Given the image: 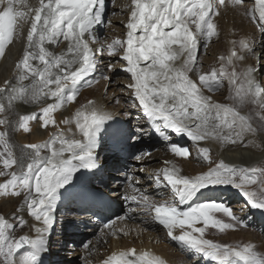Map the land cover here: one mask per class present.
I'll list each match as a JSON object with an SVG mask.
<instances>
[{"label": "snow or ice", "instance_id": "6c2138e0", "mask_svg": "<svg viewBox=\"0 0 264 264\" xmlns=\"http://www.w3.org/2000/svg\"><path fill=\"white\" fill-rule=\"evenodd\" d=\"M228 2L240 6L244 0ZM224 3L225 0H131L126 38L114 39L106 46L109 56H116L122 49L120 59L126 62L122 70L130 74L131 80L127 87L155 132L166 142L170 141V134H175L186 136L194 146L206 140L237 144L243 143L246 135L255 137L264 132V84L256 77L260 69L248 66L237 71L235 64L244 60V52L254 51L247 41L239 42V51L234 47L229 56L220 57L219 69L204 73L197 70L199 42L207 43L217 35L212 17L218 15V6ZM104 7V0H35L34 3L0 0V58L14 41L24 40L12 78L0 85V177H8L0 183V197L23 195L28 215L43 225L35 229V238L21 235L13 239L10 231L15 226L0 215L3 264H40V257L47 251V236L57 202L64 192L75 187L77 174L101 167L95 150L100 134L107 131L108 122L114 118L91 100L70 119L60 121L65 125L75 124L76 132L71 138L57 130L43 144L18 146L12 140V133H30L32 121L40 122L42 128L55 125L53 112L75 101L80 86H91L94 82L87 78L97 71V53L105 51V45L95 34L97 26L103 23ZM247 14L253 19L258 14L257 22L264 32V0H255ZM91 44L99 47L94 50ZM49 45L65 47L56 52ZM225 61L232 66L230 72ZM108 70H113L111 64ZM193 72L198 80L189 76ZM102 78L111 79L108 75ZM224 79L229 84L232 104L217 103L205 95V90L218 91ZM48 100L53 102L46 103ZM18 102L40 105V111L18 114L15 111ZM247 105L252 106L251 110L242 114L240 109ZM252 143L250 140L249 144ZM168 147L178 157L190 156L186 147L170 142ZM209 151L207 147H198V156L210 162ZM146 156L150 153L140 152L134 158L140 161ZM170 163L165 161L166 167L155 175L157 186L170 190L168 200L156 203L134 187L131 176L127 177L131 192H126L124 199L136 202L167 230L171 240L216 264H264V254L255 251L253 244L229 246L204 238L208 226L220 231L247 226L230 206L209 195L217 189L228 186L239 189L251 209L264 213V188L256 191L247 187L264 185V168H237L220 161L206 172L185 176L174 165L167 166ZM214 212H222L234 223L215 219L211 215ZM24 223L21 219L20 225ZM198 223L204 227H195ZM185 225L191 231L185 230ZM174 228H181V233L174 234ZM112 234L116 232L113 230ZM84 247L89 248V244ZM134 254L132 249L113 254L103 264H163L149 252L128 258Z\"/></svg>", "mask_w": 264, "mask_h": 264}, {"label": "bare ground", "instance_id": "6f19581e", "mask_svg": "<svg viewBox=\"0 0 264 264\" xmlns=\"http://www.w3.org/2000/svg\"><path fill=\"white\" fill-rule=\"evenodd\" d=\"M32 2L34 3L35 0H32ZM130 2L131 0H123V2L120 1L118 3L119 8H116V10H119L120 12L118 13L117 11V15L115 17H112V19H111V16L109 17V22L112 21L113 23H119L121 25L119 28H116L115 26L113 27V25L111 26L110 24L108 25L109 29H112L114 33L106 40L107 41L106 44L103 43L105 45L106 50H107V47H106L107 44L111 43L114 39L124 40L126 31H127V29L125 28V25L128 21V15L130 11V7H129ZM254 5H255V0H244V3L240 6H233L228 2V0H225V3L223 6H218V15H215L212 17L213 23L216 25L217 35H214L211 38V40L207 43L204 40H201L199 42L198 54H197V60H196L198 72L200 73L209 72L211 68L219 69L222 63L220 57L229 56L230 51L234 47L237 51H239V42L241 40H245L250 44V46L254 49V51L252 53L244 52L243 53V55L245 56L244 60L235 62L237 71L245 69L248 66L258 68L260 70L256 73V77L261 84H264V76L262 77V75L264 74V32L261 31V25L257 22L258 14H257L256 19H253L250 15L247 14L248 10L252 9ZM104 8H106V6ZM122 13H124V15H122ZM26 32H27V25L25 26V30H24L25 36H26ZM96 33L97 31L95 29V34ZM98 39L102 43L101 41L102 38L98 37ZM233 42H235V44ZM23 44H24L23 39L14 41L6 49L5 56L3 58H0V85L3 84V81L5 79L12 78L14 65H15L16 60L19 58V55L22 53ZM92 45L96 46L97 48L99 47V44H91L90 46ZM205 46H207L208 48ZM48 47L56 52H59L62 47H65V45H61V48H53V46L51 45H49ZM205 48H207V50H205ZM119 55L120 56L122 55V49L120 50ZM109 57L110 56H108V54L107 55L105 53L101 54V59L103 60V63H105L104 62L105 59ZM257 57H259V59H257ZM180 62L182 61H178V63ZM199 63H203V66H198ZM125 64L126 62L121 60L119 67L123 68ZM225 64H226V67L232 68L231 65H227L226 61H225ZM260 72L261 73L263 72V74H261ZM258 73H260L259 77L257 76ZM189 74L193 80H198L197 74L195 72H193L192 74L191 73ZM124 82L127 84L131 82L130 74L126 72H124ZM92 94L94 95V92H92ZM205 95L211 96L212 100L217 103H221V104H231L232 103V100L229 99L230 91H229V84H228L227 79L223 80L222 87L218 91L207 92V90H205ZM97 101H95V104L97 106L101 108H107V109L110 108L109 106H106V104L104 106L103 103L102 105L101 104L98 105ZM52 102H53L52 100L46 101V103H52ZM135 103L137 104L136 101ZM69 107H70V104L68 103L62 106L60 109L53 112L52 115H53L54 120L56 121L55 125L50 124L47 127L42 128L40 126V122L32 121L30 122V128H31L30 133L26 134V133H23L22 131L12 133L13 142L18 146H22L24 144H30V143L43 144L49 140L50 134L55 133L57 130L63 131L66 136L71 138L72 134L76 132L75 124L72 123V124L65 125V124L60 123V121L64 120L65 118L70 119L74 115V114H71V111H70L71 108L69 109ZM251 108H252L251 105L244 106L241 113L247 114L249 113ZM15 111L18 114H30L32 112H39L40 105L23 104V103L18 102L15 105ZM139 111H140L141 123H138V124H135L133 121H131L132 118L134 117L130 113H125L124 115L126 119L129 120V128L127 130V133L129 135H132L131 145H130L132 149L133 148L135 149V147H137L135 142L141 139L140 137L141 132H145V131L147 132V134L145 133L147 140H151V141L155 140L154 136L148 130L149 125L146 124L144 113L140 109ZM111 114L119 115L120 113L113 111V113ZM145 126H147V130L142 129V127H145ZM69 129H71V132H69ZM137 129H140L141 131H137ZM176 138L177 137L175 136V134L170 135V142H174ZM182 140L183 142L180 145L182 147H184V145L188 143V147L193 148L195 150H198V147L209 148L213 152V154L211 155L210 161H212V163L215 165L219 161H223L225 164L230 165V166L233 165L237 168H245V167H256L258 164L264 162V132H260L255 137L251 135H246L243 143H237V144H231V143L222 144L215 140H206V141H200L198 142L197 146H194L193 142L190 141L186 136H182ZM250 140L254 141V143L249 144ZM106 150H109L108 153L105 154L103 152L101 155V158L103 159V162L105 163L104 170L100 174H97L96 177L90 182L91 187L99 188L98 187L99 185L104 184L105 181L110 179V173H112L111 171L119 167V170L113 174V177L123 179L124 183L123 184L117 183V184L112 185V187H114L112 192L116 195V199L112 195L111 197L115 200L119 199L120 202L126 201V203L123 204V206L126 205L127 203H132V201L124 199L126 192H131V189L128 188V180H127V177L131 175H132L131 177H132V183L134 187L140 189V191L144 192L147 195H149V193H153L154 197H158V198L162 197V194H163L162 192L166 188H164L163 186H157V184L155 183V175L161 169L166 167L165 161L171 162L170 165H167V166H172L173 163L177 164L175 162L176 160H174L175 154L169 150L168 145H159L157 148H154L153 146L146 147V148L144 147L143 151L141 152H149L150 156H146L144 159L140 161H137L135 158H133V159H128L125 162L123 161L119 162L116 160V157L114 156L115 155L114 150H112L111 148L105 149V151ZM42 154L47 155L48 153L42 152ZM190 156H195V155H190ZM106 158H108V160H106ZM138 164H141L144 167L139 168L137 167ZM126 167H129V169H127ZM0 168H2V165H0ZM124 168H126V170H123ZM178 169L180 170L181 175L190 176V175H186V173L182 171V169L180 168ZM193 176H195V174H193ZM135 177H140L138 184L134 183ZM6 179H8V177H0V183H3ZM149 190L150 192H148ZM220 191L223 192V195L221 196V198H219V200H221L226 205L231 206L232 208L241 210L243 213H241V211L239 213L246 215L247 221L251 222L253 226H255V228L257 227L258 229H262V230L264 229V213H261L259 210H256V209H251L250 206L247 205L246 200L242 196L239 189L231 187V186L217 189L216 191H213L215 192L213 197L217 198L218 195L220 194ZM167 193H170V191H168ZM168 196L170 197V194ZM232 203H235V205L234 204L232 205ZM89 204L84 205L82 202H78L77 204L69 203L68 207H70L71 205L73 210H76L74 211L76 213V217L73 218L74 227L76 226L75 224L77 223L79 225L78 227H81V229H83L84 227H87L88 225L90 229L87 228L88 229L87 231H89L90 233H97L98 235L97 237H100L99 243L98 241L96 242L97 239L95 237L93 241H91L92 243L86 242L87 244H89V248H87L84 254L81 256L86 258L88 261L92 260V262H90L92 264H103V261L107 259L111 253L109 254L108 252L107 254L105 250H101V247H103L104 245V240L107 239L108 236L112 235L113 230L116 232L117 225L119 224L120 220H117L116 219L117 217L116 218L110 217L111 219L109 220V222L105 224V225H109L110 222H112L110 224V227L108 228H106L105 225L102 226L98 224L96 222V219L92 217L93 208H91ZM68 207L67 209H69ZM113 207L114 205L112 204H109L108 206V208H110L111 210L115 212V210H117L118 207L117 208H113ZM17 209H19V211H17ZM58 211H59L60 217L64 218V216L66 215L68 216V214H65L63 216L62 210H58ZM16 214L18 215L19 220L13 221L14 220L13 217ZM114 214L115 213L113 214L109 213L108 215L113 216ZM128 214L129 213H124V215L122 214L120 216H128L130 221L133 220L132 219L133 217ZM0 215L4 216L14 226L18 225L17 223L20 222L21 219H23L25 223L22 226L27 228V231L26 230L25 231L28 232L31 238H35L37 236L35 229L38 226H43L42 223H40L39 221H36L33 217L28 215L27 209L24 205L23 195H21L20 197H11V196L0 197ZM85 223H87V225ZM147 224H148V228L145 229L147 241L146 242L143 241L140 244L138 243L134 244L133 242L130 241L127 243L126 250L124 251L127 252L128 248L130 246H133L136 249L135 251L136 255H139L140 253L146 250L153 256L158 257L160 260H162L163 264H165V262L167 264H173V263H169L170 257L166 256L164 252H161L158 249V246L156 244L155 246L153 244H150L149 239L151 238V236H153L152 235L153 233L155 237V232L153 231H156L157 228L159 229L161 225L156 224L152 220V218L150 222H147ZM149 228L151 229V231L147 230ZM184 229L188 230L186 225L184 226ZM181 230H182L181 228L173 229L174 234L176 235L180 234ZM101 231L103 235L98 234ZM162 233L167 236L166 229L162 230ZM57 235L58 233H55L54 235L55 239L56 240L58 239L57 241H61L62 234L61 235L59 234L58 237ZM168 239L170 238L168 237ZM73 240L78 241L79 238L77 236H74ZM54 244L55 246L52 248L48 247L47 245V251L45 253L50 257L51 261H53V264H62V260L60 261V257H64V256H60L59 251L62 250L63 246H58L57 243H54ZM149 245L153 247L151 251H149V249L147 248V247L150 248ZM51 249L55 251L53 254L50 251ZM74 249H72L73 251H71V247L68 248V250H70L69 256H71L72 259L76 258V255H77V251L75 252ZM121 252H123L122 247L117 246L111 255L113 254L118 255ZM97 253H105L104 255H107V256L104 259L103 257L97 258L96 257ZM178 253H180V251ZM189 253H192L193 256L195 257L192 264H199L201 263L200 262L201 260L203 262L201 264H216L215 261L211 260L208 257H204L202 254H197L191 251H189ZM162 255H165V256H162ZM161 256L164 257V259L166 258L167 260H163ZM186 257L189 258L188 255H186ZM131 259H135V258H131ZM0 264H3V257H0ZM64 264H71V263L67 262Z\"/></svg>", "mask_w": 264, "mask_h": 264}, {"label": "rangeland", "instance_id": "374dc122", "mask_svg": "<svg viewBox=\"0 0 264 264\" xmlns=\"http://www.w3.org/2000/svg\"><path fill=\"white\" fill-rule=\"evenodd\" d=\"M120 1L123 2V0H111L110 1L109 11H108V14H107V18H106V20L104 22L105 23V31H104L103 34L98 35L99 38H102L101 41L104 44L107 43L106 40L114 33L112 29H109L108 25L109 24L111 26L113 25V27L115 26L116 28H119L120 25H121L119 23H113L112 21L109 22V17L110 16H111V19H112V17H115L117 15V11H118V13L120 12L119 10H116V8H119V4L118 3ZM122 15H124V13H122ZM205 47H207V46H205ZM207 48H205V50H207ZM119 52H120V50L118 51L116 56H110L109 58L105 59V61H104L105 63H103V60L101 59V55H100V57L98 56L101 60H100V64L98 65V72H96L95 76L92 78L93 79L92 81H94L93 82L94 85L90 86L88 88L85 87L83 90H81V92L78 95V97L80 96V98L76 102H74V104L70 105V107H69V109L71 108V110H70L71 114H74L77 111L75 107L77 105L80 106V104L86 98L91 97V96L92 97L95 96L96 98L99 99V101L100 100L102 101L101 103H103L104 106L106 104V106L110 107L109 109L120 113L119 115H123V114L125 115V113H130L134 117V118H132L131 121H133L135 124L141 123L140 111H139L137 106H133L136 103H135V100H134V98L132 96V90L129 89L127 87L128 84L124 82V71L122 70L123 68L119 67V64L121 63ZM104 53L106 55L108 54L106 49H105ZM109 64H111L112 68H113V70L111 72L108 70V65ZM198 66H203V63H199ZM211 70H212V68L209 71H211ZM227 70L229 71L228 67H227ZM262 74H263V72H262ZM103 75L110 76V78H111L110 81L104 80L102 78ZM263 76H264V74L262 75V77ZM92 92H94V95L92 94ZM117 100L119 102H117ZM75 104H76V106H75ZM135 108H136V110H135ZM73 109H74V111H73ZM242 110H243V107L240 109V111H242ZM142 129L147 130V126L142 127ZM145 133L147 134L146 131L140 133L141 139H147ZM135 144L137 145V147H135V149L134 148L133 149L136 151L137 154L140 153L141 151H143V148H140V151H138V149H137L138 146H139L138 141H136ZM158 146L159 145H153L154 148H157ZM184 147L189 149L190 155H195V156H189L188 158H184V157H178V156L175 155L174 156V160H176L175 162L179 165V168L182 169V171H184L186 173V175H190V176H193V174L198 175V174H200L202 172H206L211 166L212 167L215 166V164H213L212 161L209 162V161H205L202 158H200L198 156V150H195L193 148L188 147V143H186ZM108 151L109 150H106V151H104V153L107 154ZM212 154H213V152L210 150L209 151L210 160H211V155ZM216 155H217V153H216ZM134 157H135V155H131L130 157L127 156L123 162H125L128 159H133ZM106 160H108V158H106ZM262 163L258 164L256 167L259 166L261 168H264V166H263L264 162H262ZM208 166H210V167H208ZM137 167L143 168L144 166H142L141 164H138ZM126 168L129 169V167H126ZM126 168H124L123 170H126ZM113 170H114V172H113ZM113 170L111 171L112 174H110V179L106 182L107 186H110L112 190L114 189V187H112L113 181H114L113 180V178H114L113 174L116 171L119 170V167L116 168V169H113ZM192 172H194V173H192ZM139 180H140V177H135L134 178V183L138 184ZM115 181H117L116 183H120L121 184L120 181H118L116 179H115ZM98 187L101 190H104L106 193H108V188H106L105 184L99 185ZM247 187H248L249 190L259 191L260 188H264V185L258 184V185H250V186H247ZM148 192H150V190ZM167 192L168 191L164 190L162 192L163 194H162L161 198L154 197L153 193H149V196L156 203H160V202H162L164 200H168L169 199L168 195L170 193H167ZM233 204L235 205V203H232V205ZM128 207H130L128 215L132 216L133 220H131L132 222H126V224H124L126 226L124 228V231H122V232H120V229L124 225L121 228H118V227H120V225L123 222V220L121 222L119 221V224L117 225L116 235L112 234V235L108 236V239L104 240V245L102 244L103 247H101V250H105V252H107V254H108V252L110 251V249L112 247H114V248L111 249V251H110L111 254H112V252L115 250V248L117 246H121L123 251L126 250L127 243L130 242V241L133 242L134 244H137V243L140 244L143 241H145V242L147 241L145 229L148 228L147 222L151 221V217H150V215L147 212H145L143 209H141L137 205V203L136 204H132L131 203L130 206L128 204H126L124 206L121 205V204L118 205V209H117V211H116V213H115L113 218H115V216L118 217V216H120L122 214L124 215V213H122V212H124L126 210L125 208H128ZM68 208L69 209H67V208H63L62 209V215L63 216L65 214H68V212L71 215V216L70 215L64 216V218H66L67 219L66 221L68 222L67 226H66V229L65 228H57V230H56L57 231L56 233H58L57 237L59 236V234L60 235L62 234V239H64V241H62V243L65 245V248H64L63 252L66 253V254L62 255L60 253V252H62V250L59 251L60 256H64V257H60V261L62 260V264L67 263V262H70L71 264H92V263H90V262H92V260L88 261L86 258L82 257L81 255H83L84 252L86 251V248L84 247V244L86 242L93 241L94 237L97 239V240L95 239L96 242L97 241H98V243L100 242V240L97 237L98 235H97V233H90L89 231H87L88 227H84L83 229H81V227H78L79 226L78 223L75 224L76 226L74 227L73 218L76 217V213L74 212L76 210H73L71 205ZM231 209L234 211L233 213L235 214L236 217H238L241 220H243V222L245 221L244 224L247 225V226L246 227H240L239 225H237L234 230L227 229V230H224V231H220L218 228H214V227L208 226L205 229L204 237H206L209 240H213L214 242H216L218 244H222V245L226 244V245H229V246H237V245L253 244L255 246V249H254L255 251H257L258 253L264 254V229L262 230V229H258L257 227L255 228V226H253V224L251 222L247 221L246 215L241 214V213H243L241 210H237L236 208H232V207H231ZM240 211H241V213H239ZM137 214L142 216V217L136 216ZM211 215L215 219H218V220H220V221H222L224 223H234V221H232L231 218L227 217L222 212H214ZM13 218H14L13 221L19 220V217H18L17 214L14 215ZM60 218L65 220L62 217H60ZM17 224L18 225H16L14 227V229H12L10 231V237L13 238V239H16L17 237H19L22 234H25V235L29 236L28 232H26L27 228L24 227V226H21L20 222H18ZM195 227H204V225H203V223H198V224L195 225ZM147 230L151 231L150 228L147 229ZM162 230H164V228L163 227H159V229L157 228L156 231H153V232H155V237H154V233H153L152 234L153 236H151V238L149 239L150 240V244H153L154 246L156 244L158 246V249L161 252H164V254L166 256H169L170 257V262L168 260L169 263H173V264H175V263H177V264H192L193 260L195 259L193 254L189 253V250L184 249L183 246L179 245V243H177L176 241H173L171 239L169 240L168 237L165 234L162 233ZM188 230L190 231L191 229H188ZM124 232H127V235H125ZM75 234H77V235H75ZM98 234L99 235H103L102 231L100 233H98ZM74 236H77L79 238V240L78 241L77 240L74 241L73 240ZM57 240L55 239V236H54L52 242L50 243V248H52V246L53 247L55 246V244H52L53 241H55L54 243H58ZM70 246L71 247L72 246H76L74 251L75 252L77 251V255H76V258H74V259H72V257L69 256V254H68L69 250L67 248L70 247ZM151 248H153V247H151ZM177 248H178V250H177ZM179 251H180L181 255H180V253H178ZM54 252L55 251L52 249L51 253L53 254ZM185 253H186V255L189 256V258L186 257ZM104 254L105 253H97L96 257L97 258L98 257H100V258L103 257V259H104L107 256V255H104ZM165 255H162V256H165ZM65 258H67V259H65ZM165 260H167V259L165 258ZM200 262L203 263L202 260ZM201 263H199V264H201Z\"/></svg>", "mask_w": 264, "mask_h": 264}]
</instances>
